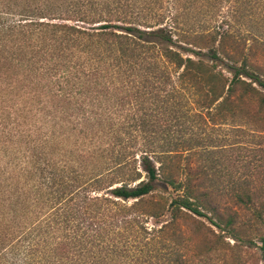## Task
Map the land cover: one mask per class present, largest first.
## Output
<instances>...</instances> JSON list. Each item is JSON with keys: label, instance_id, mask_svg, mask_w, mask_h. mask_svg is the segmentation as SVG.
<instances>
[{"label": "trees", "instance_id": "obj_1", "mask_svg": "<svg viewBox=\"0 0 264 264\" xmlns=\"http://www.w3.org/2000/svg\"><path fill=\"white\" fill-rule=\"evenodd\" d=\"M230 1L0 0V264L229 263L188 218L264 221V150L220 144L264 140Z\"/></svg>", "mask_w": 264, "mask_h": 264}, {"label": "rangeland", "instance_id": "obj_2", "mask_svg": "<svg viewBox=\"0 0 264 264\" xmlns=\"http://www.w3.org/2000/svg\"><path fill=\"white\" fill-rule=\"evenodd\" d=\"M251 2L249 6H246V2ZM226 2L218 4L214 7V4L208 6L206 12H212L220 14V12H232L235 16L234 21L237 22L235 26L236 37L240 39V43L245 48H249L250 52L256 56L257 64L264 67V0H245L244 4L240 3V10L235 14L236 4ZM234 7L235 10L232 8ZM232 9V10H230ZM203 19V16L200 17ZM193 23V21H192ZM45 132L50 128L44 127ZM219 134L225 136L228 134V130H220ZM231 144L236 143L237 145H246L255 150H264V140H253L246 137H234L230 141H221L220 144ZM251 151V150H250ZM246 153V152H245ZM263 153V152H261ZM250 152H247L246 156ZM260 154V153H259ZM257 156L256 164H259L260 158ZM264 154V153H263ZM219 157V156H218ZM248 157H251L250 155ZM224 158L220 159V163H224ZM264 170V169H262ZM237 173L241 176L244 172V168H241ZM261 171L259 170L258 174ZM221 185L229 184L232 181V177L229 175L222 176ZM259 185L264 188V172L260 175ZM264 194V193H263ZM163 197V201L168 202L170 197L161 192L156 200ZM260 202H264V196L260 198ZM223 206V217L224 219L229 218L232 213L237 212L238 223L235 225V236L224 235L225 232L221 233L220 229L213 225L208 218H201L197 216H190L188 219V228L190 236L195 240V244L200 248L211 245L214 248L221 249L219 256H226L228 264H264V221L256 219L251 215V212L244 209L236 204L231 199H224L220 202ZM214 222L216 220L214 219ZM155 223L154 219L148 220V225L153 226ZM224 226V225H223ZM218 243V244H217Z\"/></svg>", "mask_w": 264, "mask_h": 264}]
</instances>
